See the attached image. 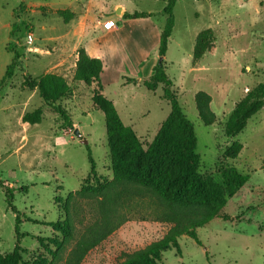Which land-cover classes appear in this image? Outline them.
I'll list each match as a JSON object with an SVG mask.
<instances>
[{
  "label": "rangeland",
  "instance_id": "rangeland-1",
  "mask_svg": "<svg viewBox=\"0 0 264 264\" xmlns=\"http://www.w3.org/2000/svg\"><path fill=\"white\" fill-rule=\"evenodd\" d=\"M65 2L0 0V83L14 56L7 46L13 45L20 54L13 76L0 88V178L14 189L25 261L40 256L51 264H67L79 239L101 219L98 200L75 195L91 172L90 155L99 179H113L105 115L93 105L94 86L74 79L79 53L87 44L81 42L78 48L74 35L84 23L77 20V12L61 8ZM84 2L77 9H84ZM128 2L132 11L153 14L130 23L132 30L141 28L146 34L142 48L149 60L142 70L137 69L142 57L136 54L135 67L124 65L122 72L106 69L100 82L122 123L133 128L147 147L171 112L170 103L162 99V86L151 92L141 84L163 59L159 46L166 1ZM117 15L122 16L123 10ZM174 15L164 66L197 134L199 172L224 188L229 168L248 181L221 211L230 220L215 218L199 228L202 245L182 237L180 251H167L159 264H264V109L236 137L225 134L226 122L241 100L249 94L264 96V0H179ZM99 19L103 26L107 15ZM14 24L18 29L10 35ZM207 29L214 31L215 47L195 62L197 36ZM29 33L34 36L33 46L26 43ZM138 70L144 78L127 85L129 78L138 82ZM48 73L64 77L71 88L59 104L69 114L72 128L44 103L38 89L25 85L26 78L34 80ZM199 92L212 98L211 108L218 119L214 126H206L199 117L195 100ZM39 108L43 112L40 124L23 122L26 113ZM234 142L241 143L243 150L237 159H226L224 154ZM71 194L75 196L67 202ZM109 206L116 214L115 224L121 225L81 264H121L128 255L162 240L174 226L159 219L158 202L144 193L123 194ZM16 219L0 187L2 254L11 253L17 244ZM66 221L73 228L71 240H65L55 227ZM56 240L64 242L60 252H56Z\"/></svg>",
  "mask_w": 264,
  "mask_h": 264
},
{
  "label": "trees",
  "instance_id": "trees-1",
  "mask_svg": "<svg viewBox=\"0 0 264 264\" xmlns=\"http://www.w3.org/2000/svg\"><path fill=\"white\" fill-rule=\"evenodd\" d=\"M164 1H166L164 9L166 23L160 36L159 46V55L163 57V61L156 66L152 77L143 80L141 84L151 92H156L162 86V99L170 103L171 112L162 123L152 143L147 147L143 145L133 128L122 123L113 103L105 97L100 82L104 69L102 60L91 58L84 49L79 53L74 79L77 82L86 83L89 87L94 86L93 105L105 115L113 179L111 181L99 179L96 164L90 155L91 172L82 184L81 190L75 195L98 200L101 207V219L90 226L79 239L70 252L67 264H81L90 251L119 228L121 224H115L116 214H113L109 205L110 202L111 204L118 203L123 194L144 193L151 196L160 207L159 219L165 223L174 224V226L162 240L128 255L121 264H159L167 251L171 249L180 251L179 240L182 237H190L202 245L198 236L199 228L215 218L230 220L229 216L222 214L221 211L228 199L232 198L248 181V177L239 174L234 168H229L224 173L227 186L224 188L199 172L201 158L197 154V134L193 123L183 112L178 94L173 90L174 83L167 75L164 66V57L175 28L174 10L179 0ZM151 16L152 14L144 12L125 14V18L129 20ZM17 29L18 24H14L10 35ZM215 42L216 37L212 29L200 32L195 43L194 61H200L210 52L215 47ZM7 51L13 53L14 56L0 83V88L7 79L13 76L20 58V54L15 51L13 45L7 46ZM127 81L138 83L133 79ZM25 85L31 89H38L44 103L53 108L69 128L73 127L69 114L59 104L71 94V88L64 77L48 73L34 80L26 78ZM195 100L201 121L206 126H214L218 119L211 108V96L205 92H199ZM263 109L264 96L260 98L254 97L253 94L246 96L236 105L226 122V136L236 137L242 133L249 120ZM42 120L43 112L40 108L23 116V122L30 125H38ZM242 150L243 145L234 142L226 150L224 157L235 160ZM92 179L96 180L95 184H92ZM0 187L6 195L8 208L17 214L16 234L18 237L17 244L11 253H0V264H51L40 256L25 261L23 255L26 251L21 247L23 235L19 231L21 219L13 204L14 189L5 186L1 178ZM75 195L71 194L67 202L72 201ZM55 227L65 240L73 239V228L69 221L58 222ZM54 243L57 247L56 252H60L64 247V242L56 240Z\"/></svg>",
  "mask_w": 264,
  "mask_h": 264
},
{
  "label": "crops",
  "instance_id": "crops-1",
  "mask_svg": "<svg viewBox=\"0 0 264 264\" xmlns=\"http://www.w3.org/2000/svg\"><path fill=\"white\" fill-rule=\"evenodd\" d=\"M65 1L61 8L77 12V20L84 23L82 27L75 30L74 37L79 40L78 48L82 46L81 42L87 41L86 47L83 49L91 58L102 60L104 65L102 74L109 68L116 72H122L124 65L135 67L136 63L134 61L136 60V54H140L142 57L137 66V69L140 68L142 70L144 64L149 60L148 57L143 55L144 47L142 48V44H144L143 34H146L141 31V28L132 30L133 25L131 26L130 23H133L134 20L125 18V14H133L135 12L132 11L128 2L129 0H107L108 2L105 0ZM81 2H84L85 8H80L79 10L77 8ZM120 8L121 12L123 10L122 16L117 15V11ZM106 15L107 20H113L115 22V29L106 30L101 26V23L99 24V17L103 18ZM137 32L141 33L142 36H139ZM138 72L139 84L144 77L139 70ZM130 84L128 83L127 85Z\"/></svg>",
  "mask_w": 264,
  "mask_h": 264
},
{
  "label": "built area",
  "instance_id": "built-area-1",
  "mask_svg": "<svg viewBox=\"0 0 264 264\" xmlns=\"http://www.w3.org/2000/svg\"><path fill=\"white\" fill-rule=\"evenodd\" d=\"M103 27L106 30H113V29H115L116 24H115V22L113 20H107L106 22H104ZM26 43L28 45H30V46H33V44H34V36H33V34L29 33L27 35Z\"/></svg>",
  "mask_w": 264,
  "mask_h": 264
},
{
  "label": "water",
  "instance_id": "water-1",
  "mask_svg": "<svg viewBox=\"0 0 264 264\" xmlns=\"http://www.w3.org/2000/svg\"><path fill=\"white\" fill-rule=\"evenodd\" d=\"M117 14H121V8L117 11ZM163 59L160 60V64L162 63ZM76 136H79V131L76 130L75 133H74ZM86 143V142H84Z\"/></svg>",
  "mask_w": 264,
  "mask_h": 264
}]
</instances>
